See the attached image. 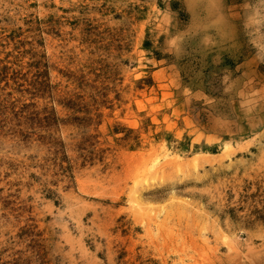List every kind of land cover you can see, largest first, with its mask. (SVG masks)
<instances>
[{"label":"rangeland","instance_id":"374dc122","mask_svg":"<svg viewBox=\"0 0 264 264\" xmlns=\"http://www.w3.org/2000/svg\"><path fill=\"white\" fill-rule=\"evenodd\" d=\"M0 264H264V0H0Z\"/></svg>","mask_w":264,"mask_h":264},{"label":"bare ground","instance_id":"6f19581e","mask_svg":"<svg viewBox=\"0 0 264 264\" xmlns=\"http://www.w3.org/2000/svg\"><path fill=\"white\" fill-rule=\"evenodd\" d=\"M214 1V0H213ZM218 5V4H216ZM210 6V5H209ZM131 206L133 207L134 211H136L137 213H140L142 215L146 214L148 215V213L151 215V213L155 212L154 209H152L151 207L147 206L146 204H144L141 200V198L135 197L131 200ZM161 208V207H160ZM158 208V210L160 209ZM158 213V212H157ZM154 214V213H153ZM152 214V215H153ZM149 217V216H148ZM152 217V216H151ZM155 217V215H154Z\"/></svg>","mask_w":264,"mask_h":264}]
</instances>
